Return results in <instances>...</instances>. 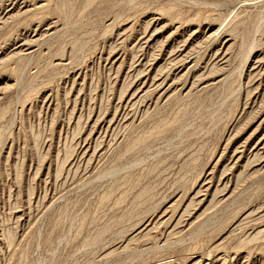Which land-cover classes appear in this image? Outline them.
<instances>
[{
  "label": "rangeland",
  "instance_id": "1",
  "mask_svg": "<svg viewBox=\"0 0 264 264\" xmlns=\"http://www.w3.org/2000/svg\"><path fill=\"white\" fill-rule=\"evenodd\" d=\"M0 264H264V0H0Z\"/></svg>",
  "mask_w": 264,
  "mask_h": 264
},
{
  "label": "bare ground",
  "instance_id": "2",
  "mask_svg": "<svg viewBox=\"0 0 264 264\" xmlns=\"http://www.w3.org/2000/svg\"><path fill=\"white\" fill-rule=\"evenodd\" d=\"M259 155V154H258ZM139 223V222H138Z\"/></svg>",
  "mask_w": 264,
  "mask_h": 264
}]
</instances>
